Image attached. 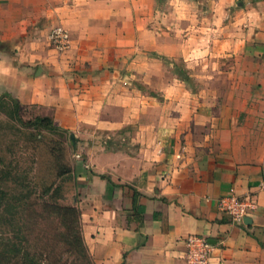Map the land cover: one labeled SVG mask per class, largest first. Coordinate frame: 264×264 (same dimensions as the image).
<instances>
[{
  "label": "crops",
  "instance_id": "1",
  "mask_svg": "<svg viewBox=\"0 0 264 264\" xmlns=\"http://www.w3.org/2000/svg\"><path fill=\"white\" fill-rule=\"evenodd\" d=\"M185 1L182 11L200 22L182 34L180 50L174 42L162 51L177 50L184 60L218 62V68L206 67L202 75L252 78L254 84L238 82L232 89L239 92L244 86L252 95L254 103L245 108L249 140L260 141L264 135V0ZM129 5L144 7L140 0H0V92H10L24 104L53 103L50 115L66 107L58 94L45 92L50 66L38 64L36 53L27 58L12 46L33 44L42 31L58 23L74 30L89 19L82 14ZM177 8L169 7L170 13L176 14ZM168 34L170 41H176V32ZM122 37L129 35L122 33ZM174 83L168 81L167 98L156 101L152 147L139 144L121 150V156L111 149L120 160L93 168L89 200L101 210L98 217L105 218L106 231V242L97 252L100 264H189L186 238L190 234L211 241L209 264H264V154L258 152L256 159V143H252L249 155H256L255 159H242L236 115L222 121L214 115L216 102L195 101L194 86ZM114 103L119 112L105 118L107 132L120 127L129 113L139 117L144 109H134L128 101ZM102 174L115 183L111 189ZM233 188L237 195L256 199L247 222L233 220L220 208L221 197L233 194ZM134 189L142 193L137 213Z\"/></svg>",
  "mask_w": 264,
  "mask_h": 264
},
{
  "label": "rangeland",
  "instance_id": "2",
  "mask_svg": "<svg viewBox=\"0 0 264 264\" xmlns=\"http://www.w3.org/2000/svg\"><path fill=\"white\" fill-rule=\"evenodd\" d=\"M141 1L144 7L140 9L129 5L127 9L82 14L89 19L74 30L68 26L71 42L64 49L50 44L49 28L33 44L12 46L27 58L36 53L38 64L50 66L45 92L58 94L67 106L50 115L53 103H22L25 119L47 114L59 128L22 126L10 113L12 100L5 95L7 91L0 92V157L9 162L11 169L10 173L0 167V242L21 235L26 248L65 262L72 258L65 252L63 242L68 228L63 215L49 205H77L85 240L100 264L97 252L101 251L99 245L106 242V231L105 218L98 217L101 210L89 200L94 190L93 168L120 160L112 156L111 149L121 156V150L156 142V101L167 98L164 87L168 81L194 86L195 101L216 102L214 115L222 121L236 115L242 159H255L256 155H249L252 143H256V159L260 158L258 152L264 154V135L258 142L249 140L247 109L254 103L252 95L244 86L239 92L232 89L238 82L249 85L255 81L222 73L202 75L206 67L213 71L218 68V62L184 60L177 50L164 53L162 50L170 49L174 42L180 50L182 34L200 21L182 11L185 0ZM169 7H180L177 16L170 13ZM169 30L176 32V41H170ZM122 33L129 37H122ZM193 70H198L197 74ZM117 100L132 103L134 109H144L139 117L129 113L120 127L107 132L105 118L117 115ZM62 168L69 171L59 175ZM4 173L9 177L4 178ZM49 186L52 189L46 193ZM2 188L7 190L6 199H2ZM11 261L12 264L14 260Z\"/></svg>",
  "mask_w": 264,
  "mask_h": 264
},
{
  "label": "trees",
  "instance_id": "3",
  "mask_svg": "<svg viewBox=\"0 0 264 264\" xmlns=\"http://www.w3.org/2000/svg\"><path fill=\"white\" fill-rule=\"evenodd\" d=\"M5 95L10 96L12 100L10 109L12 117L22 126L40 127L48 130L59 128L54 118L47 114H38L34 118L25 119L21 114L22 102L19 98L14 95L11 97L12 94L10 92H5ZM0 167L4 169V171L11 173L10 164L6 162L3 157H0ZM68 171V169L62 168L59 171V175H64ZM4 175V178L9 177V175L5 173ZM102 177L107 179L109 189H111V185H115L106 174H102ZM51 189L52 186L46 188V193H49ZM1 194L2 199H6L5 194H7V190L2 188ZM141 194L142 193L137 189H134L133 209L136 213L140 212L138 198ZM49 206L52 207V210L62 214L63 219L66 221L68 230L65 232V235H63V242L66 245L65 252L72 255V258H68L65 262H61L60 259L58 260L56 258L49 259L40 252H35L30 248H26L27 246H25L24 238L21 235H17L12 239L8 238L6 242L4 239L0 242V245H2L0 246V264H11V260H14L12 264H42L44 260L47 261V264H97L84 237L81 227L80 208L77 205ZM155 216H157V214H155Z\"/></svg>",
  "mask_w": 264,
  "mask_h": 264
},
{
  "label": "built area",
  "instance_id": "4",
  "mask_svg": "<svg viewBox=\"0 0 264 264\" xmlns=\"http://www.w3.org/2000/svg\"><path fill=\"white\" fill-rule=\"evenodd\" d=\"M50 44L55 49H64L70 42V32L61 23L52 26L49 33ZM264 186V181L261 183ZM234 192L230 196H223L219 201L220 208L233 220L243 221L250 211L256 206V199L251 195L240 196ZM187 252L186 261L189 264H209L212 243L205 235L190 234L186 238Z\"/></svg>",
  "mask_w": 264,
  "mask_h": 264
},
{
  "label": "water",
  "instance_id": "5",
  "mask_svg": "<svg viewBox=\"0 0 264 264\" xmlns=\"http://www.w3.org/2000/svg\"><path fill=\"white\" fill-rule=\"evenodd\" d=\"M245 221L247 222L248 221V218H246Z\"/></svg>",
  "mask_w": 264,
  "mask_h": 264
}]
</instances>
